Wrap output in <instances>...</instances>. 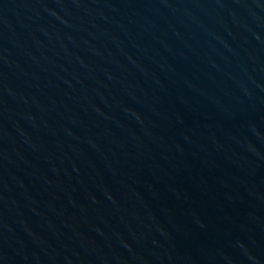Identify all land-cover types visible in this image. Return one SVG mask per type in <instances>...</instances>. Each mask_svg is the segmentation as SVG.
<instances>
[{
  "label": "water",
  "instance_id": "1",
  "mask_svg": "<svg viewBox=\"0 0 264 264\" xmlns=\"http://www.w3.org/2000/svg\"><path fill=\"white\" fill-rule=\"evenodd\" d=\"M0 264H264V0H0Z\"/></svg>",
  "mask_w": 264,
  "mask_h": 264
}]
</instances>
